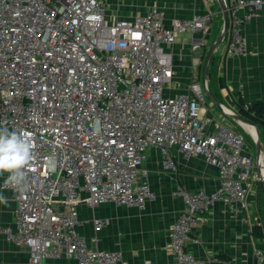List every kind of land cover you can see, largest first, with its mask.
<instances>
[{
	"label": "built area",
	"instance_id": "2783aa9c",
	"mask_svg": "<svg viewBox=\"0 0 264 264\" xmlns=\"http://www.w3.org/2000/svg\"><path fill=\"white\" fill-rule=\"evenodd\" d=\"M224 2L227 54L243 55V27L264 9V0ZM212 21L207 13L167 28L158 8L110 20L100 0H0V125L32 135L37 145L30 191L21 196L2 184L16 207L14 225L0 227V235L27 248V264H128L120 250L92 247L108 221L93 217L95 236L88 240L80 233L79 209L113 204L145 210L156 199L143 168L150 148L168 172L177 170L173 149L219 169L216 192L179 188L185 208L169 233L178 263L208 264L186 250L200 216L217 202H243L250 183L260 180L243 136L224 121L214 120L210 129L204 120L198 67L186 92L166 93L175 91L168 48L201 34L191 41L197 54Z\"/></svg>",
	"mask_w": 264,
	"mask_h": 264
},
{
	"label": "crops",
	"instance_id": "0c3cea01",
	"mask_svg": "<svg viewBox=\"0 0 264 264\" xmlns=\"http://www.w3.org/2000/svg\"><path fill=\"white\" fill-rule=\"evenodd\" d=\"M108 19H134L145 15L150 9L158 8L165 13V26L172 27L176 20H188L198 15H213L210 33L205 36L207 45L193 53L191 41L201 39V34L180 37L168 48L173 54L175 65V91L168 96L184 93L191 82L192 70L199 66L220 36L224 20L217 0H100ZM211 11V12H210ZM242 9L239 15H246ZM213 25H215L213 27ZM216 27V28H215ZM247 52L243 55H228L230 34L217 51L215 60L221 64L222 106L238 112L240 102L246 107L264 103V9L258 11L243 27ZM217 53V52H216ZM197 64V65H196ZM202 77V76H201ZM203 118L214 128V120L224 121L241 134L248 147L247 152L256 162L255 134L251 127L229 119L218 113L217 108L206 96ZM209 100V103H208ZM229 107V108H228ZM229 119V120H228ZM249 127V128H248ZM253 130V129H252ZM254 131V130H253ZM264 162V136H261ZM176 163V172L165 171L161 155L155 148L147 151L143 168L149 172L152 191L156 199L145 210L103 204L91 211L79 209L83 225L80 233L90 240L95 236L91 223L93 217L108 223L96 236L95 248L120 250L128 264H180L169 250V233L172 225L181 216L185 201L178 194L179 188L186 192L205 191L209 194L220 187V171L201 156L187 160L176 149L171 151ZM258 174L257 169H255ZM259 176V174H258ZM6 177V174H5ZM5 177H0V193L8 198L9 204H0V227H11L15 221V196L3 189ZM259 230L260 235L255 231ZM186 250L197 259H209L208 264H264V197L259 182L252 181L243 202L225 204L217 202L211 210L200 216L187 243ZM30 255L27 248L7 241L0 235V264H27ZM44 264H63L62 260H49Z\"/></svg>",
	"mask_w": 264,
	"mask_h": 264
},
{
	"label": "clouds",
	"instance_id": "9594fccd",
	"mask_svg": "<svg viewBox=\"0 0 264 264\" xmlns=\"http://www.w3.org/2000/svg\"><path fill=\"white\" fill-rule=\"evenodd\" d=\"M36 148L32 135L0 125V177L7 174L4 188H10L21 196L30 191L29 174L34 170ZM0 204H9L8 198L2 193Z\"/></svg>",
	"mask_w": 264,
	"mask_h": 264
},
{
	"label": "water",
	"instance_id": "95a60500",
	"mask_svg": "<svg viewBox=\"0 0 264 264\" xmlns=\"http://www.w3.org/2000/svg\"><path fill=\"white\" fill-rule=\"evenodd\" d=\"M220 10L223 14V20H224V25H223V30L218 37V39L213 42L212 46L210 47L208 54L205 58L204 65H203V70H202V83L204 87V92L207 98L221 110V113L225 117L232 118L234 120H237L241 122L242 124H245L249 127H251L254 130V136H255V145H256V166H257V171L259 174V185L261 187V195L264 197V173H263V155H262V143H261V129L258 125L255 123L251 122L247 118L243 117L240 113H237L235 111H230L228 109H225L221 102L210 92L208 88V73H209V68L210 65L213 61V58L218 50V48L225 42L228 34V29H229V15L228 11L225 5L224 0H217Z\"/></svg>",
	"mask_w": 264,
	"mask_h": 264
},
{
	"label": "trees",
	"instance_id": "16d2710c",
	"mask_svg": "<svg viewBox=\"0 0 264 264\" xmlns=\"http://www.w3.org/2000/svg\"><path fill=\"white\" fill-rule=\"evenodd\" d=\"M211 70V69H210ZM211 75L210 71L208 74V77ZM219 83L223 86L224 78L222 75H220ZM221 86V87H222ZM238 105V112L248 120H251V122L258 125L261 129V136H264V103H258L255 106L247 107L249 108L248 111H246L244 108L246 107L244 103L240 102ZM240 109V110H239ZM250 113V114H249ZM261 119V120H260ZM260 229H257L255 231L256 235H260L259 233Z\"/></svg>",
	"mask_w": 264,
	"mask_h": 264
},
{
	"label": "rangeland",
	"instance_id": "374dc122",
	"mask_svg": "<svg viewBox=\"0 0 264 264\" xmlns=\"http://www.w3.org/2000/svg\"><path fill=\"white\" fill-rule=\"evenodd\" d=\"M213 44V43H212ZM211 44V46H212ZM222 46V45H221ZM220 46V47H221ZM219 47V48H220ZM221 50V49H220ZM217 51V54H220L221 51ZM207 56V55H206ZM205 56V58H206ZM218 57V55H217ZM215 56L213 58V61L210 65V68H209V71L211 73V75L208 77V88L210 90V92L219 100V99H223L221 97L222 93H221V87H220V83H219V78H220V75H221V72H222V68H221V64L218 63L216 60H215ZM205 61V60H204ZM204 61L202 60V63L200 64L199 66V72L201 71V73L199 75H202V70H203V65H204ZM211 69V70H210ZM209 74V73H208ZM207 100V99H206ZM208 103H209V100H208ZM215 111H217V114L218 113H221V110L217 107V108H214ZM219 110V111H218ZM229 118V117H227ZM229 119H232V118H229ZM228 119V120H229ZM264 170V169H263Z\"/></svg>",
	"mask_w": 264,
	"mask_h": 264
},
{
	"label": "bare ground",
	"instance_id": "6f19581e",
	"mask_svg": "<svg viewBox=\"0 0 264 264\" xmlns=\"http://www.w3.org/2000/svg\"><path fill=\"white\" fill-rule=\"evenodd\" d=\"M211 12V11H210ZM215 25H213V27H214ZM216 28V27H215ZM207 104V103H206ZM229 108V107H228ZM240 110V109H239ZM219 111V110H218ZM250 114V113H249ZM261 120V119H260ZM251 121V120H250ZM249 128V127H248ZM248 130H250L251 132H253L254 133V131L252 130V128H250V129H248ZM263 173H264V170H263Z\"/></svg>",
	"mask_w": 264,
	"mask_h": 264
}]
</instances>
